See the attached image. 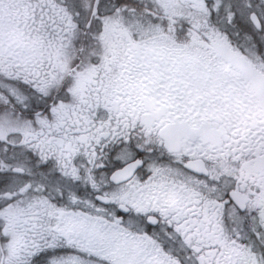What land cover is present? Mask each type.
<instances>
[{
  "label": "snow or ice",
  "instance_id": "6c2138e0",
  "mask_svg": "<svg viewBox=\"0 0 264 264\" xmlns=\"http://www.w3.org/2000/svg\"><path fill=\"white\" fill-rule=\"evenodd\" d=\"M0 264H264V0H0Z\"/></svg>",
  "mask_w": 264,
  "mask_h": 264
}]
</instances>
